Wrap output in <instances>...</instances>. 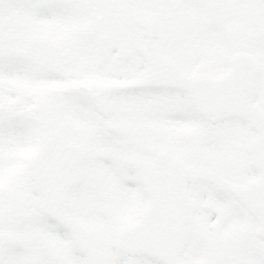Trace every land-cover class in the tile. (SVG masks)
<instances>
[{"label":"snow or ice","instance_id":"snow-or-ice-1","mask_svg":"<svg viewBox=\"0 0 264 264\" xmlns=\"http://www.w3.org/2000/svg\"><path fill=\"white\" fill-rule=\"evenodd\" d=\"M0 264H264V0H0Z\"/></svg>","mask_w":264,"mask_h":264}]
</instances>
